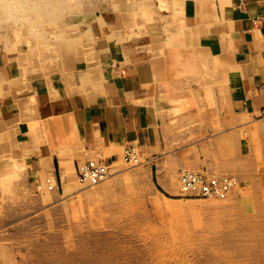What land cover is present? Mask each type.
I'll use <instances>...</instances> for the list:
<instances>
[{
	"label": "rangeland",
	"instance_id": "rangeland-1",
	"mask_svg": "<svg viewBox=\"0 0 264 264\" xmlns=\"http://www.w3.org/2000/svg\"><path fill=\"white\" fill-rule=\"evenodd\" d=\"M231 1L0 0V53L21 76L0 80V105L14 103L20 114L0 123V264H264V133L241 127L244 155L234 140L216 139L233 109L243 116L230 93L237 68L192 28ZM140 39L149 63H159L149 96L169 131L162 160L139 153L140 164L128 165L121 153L105 162L99 185H80L74 168L68 192L45 168L33 184L28 153L8 146L11 134L31 127L27 81L65 62L95 67L97 77L107 62L130 63L122 50ZM183 171L232 175L237 186L224 201L186 197Z\"/></svg>",
	"mask_w": 264,
	"mask_h": 264
},
{
	"label": "crops",
	"instance_id": "crops-1",
	"mask_svg": "<svg viewBox=\"0 0 264 264\" xmlns=\"http://www.w3.org/2000/svg\"><path fill=\"white\" fill-rule=\"evenodd\" d=\"M193 21L201 45L217 55L227 54V61L237 68V81L230 86V93L243 116L233 109L216 139L234 140L244 155L249 146L241 143V127H255L264 133V0H232L207 19L201 16ZM181 27L191 31L183 20ZM146 45L143 39L132 42L120 57L130 58V63L107 62L94 78L95 67L81 70L79 64L65 62L60 71L41 73L27 81L23 112L25 118L31 117V129L25 125L21 133L11 134L8 146L19 156L28 153L25 161L33 184L45 168L56 188L62 185L68 192L71 169L76 173L79 165L90 160L116 161L128 146H135L146 161L162 160L159 156L166 153L170 136L164 117L149 96L159 63H149L140 51ZM15 70L0 53V80L21 79ZM86 80L92 83H84ZM19 115L14 103L0 105V123H11ZM190 149L178 153L187 154ZM154 178L166 189L162 173L158 176L155 172Z\"/></svg>",
	"mask_w": 264,
	"mask_h": 264
},
{
	"label": "built area",
	"instance_id": "built-area-1",
	"mask_svg": "<svg viewBox=\"0 0 264 264\" xmlns=\"http://www.w3.org/2000/svg\"><path fill=\"white\" fill-rule=\"evenodd\" d=\"M138 149L128 146L123 150V162L128 165L140 164ZM108 167L102 160H90L76 168L77 182L86 187L101 184L108 177ZM180 193L186 197L203 200H226L235 190L237 180L232 175L211 176L203 173L183 171L179 176ZM48 190H52L49 186Z\"/></svg>",
	"mask_w": 264,
	"mask_h": 264
},
{
	"label": "bare ground",
	"instance_id": "bare-ground-1",
	"mask_svg": "<svg viewBox=\"0 0 264 264\" xmlns=\"http://www.w3.org/2000/svg\"><path fill=\"white\" fill-rule=\"evenodd\" d=\"M215 177H216V176H215ZM236 186H237V185H236ZM235 189H236V188H235ZM234 191H235V190H234ZM234 191H233V192H234ZM173 206H175V205H173ZM161 207L164 208V209H167V210H169V209L171 208V207L166 206V205H161Z\"/></svg>",
	"mask_w": 264,
	"mask_h": 264
}]
</instances>
